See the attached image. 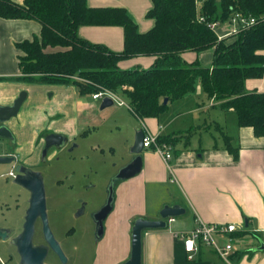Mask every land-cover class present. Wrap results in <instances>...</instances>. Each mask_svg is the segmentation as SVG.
I'll list each match as a JSON object with an SVG mask.
<instances>
[{"label":"crops","instance_id":"1","mask_svg":"<svg viewBox=\"0 0 264 264\" xmlns=\"http://www.w3.org/2000/svg\"><path fill=\"white\" fill-rule=\"evenodd\" d=\"M197 1V9L200 10L203 1ZM86 5L95 9L125 10L141 34L155 25L154 19L146 17V13L153 8L151 0H86ZM223 24L222 28L219 26L216 29L217 36H225L231 30L227 23ZM40 31L41 25L31 19L0 18V105H11L22 89L17 81L22 52L16 44L40 37ZM77 35L82 40L101 44L114 53L124 49V33L120 26L85 25L77 29ZM46 51L56 49L48 48ZM213 52V49L201 53L189 51L183 53L181 58L188 64L197 61L202 67H211ZM154 63L153 56H138L121 60L118 66L122 70H145ZM45 85L36 84L33 88L43 90ZM51 86L56 94L53 99H47L40 92H31L20 115L6 123L23 147L21 154L24 157L33 151L35 138L44 129L65 133L71 139H75L83 130L80 118L85 108L77 97V88L62 84ZM244 88L248 92L264 94V75L260 79L249 78L244 82ZM195 89L200 97H194L191 93L180 99V105L177 104L176 110L170 111L165 118L142 121L152 134L189 133V138L181 137L174 145L177 153L169 161L172 166L168 179L165 172L167 164L160 155L153 150L142 152L143 171L136 178L120 183L117 189L116 211L107 223L106 243L113 241L111 232L118 229L121 239H125L129 247L131 223L137 216L148 220L158 219V213L165 204L180 205L186 209L185 215L169 222L165 230L143 233L142 264H264V250L256 249L264 244V137H256L252 128L239 127L233 113H229L228 122L219 120L215 114L204 115L207 106L215 107L220 103L208 98L207 105L204 104L199 81ZM217 127L231 137V146L237 148L236 160L224 147L223 138L217 137ZM149 192L155 199L152 204L155 206L150 208ZM199 221L243 225L241 231L232 234L234 253L229 263L204 248L199 249L194 260L187 259L182 239L176 235L191 231ZM240 247L246 251H239ZM98 249L95 264H115L118 261L109 262L110 259L107 260Z\"/></svg>","mask_w":264,"mask_h":264},{"label":"trees","instance_id":"2","mask_svg":"<svg viewBox=\"0 0 264 264\" xmlns=\"http://www.w3.org/2000/svg\"><path fill=\"white\" fill-rule=\"evenodd\" d=\"M202 1L198 11L197 0H151L153 8L146 17L154 19L155 25L144 34L125 10L90 8L86 0H0V18L31 19L41 25L40 37L16 44L22 52L17 79L74 85L81 96L107 89L124 98L140 121L160 118L168 104L189 96L199 81L207 98L235 113L239 127L252 128L256 137H264V94L244 88L249 78L264 75V0ZM236 12L257 23L218 39L208 23H226ZM85 25L122 27L123 51L114 53L79 38L77 29ZM209 49L214 50L211 67L197 61L188 64L181 58L189 51ZM138 56H153L155 63L145 70L119 68V61ZM217 128L224 147L236 160L231 137ZM181 137L187 139L189 133L160 135L158 142L174 147Z\"/></svg>","mask_w":264,"mask_h":264},{"label":"flooded vegetation","instance_id":"3","mask_svg":"<svg viewBox=\"0 0 264 264\" xmlns=\"http://www.w3.org/2000/svg\"><path fill=\"white\" fill-rule=\"evenodd\" d=\"M10 120L3 123L0 122V125H6ZM6 126L12 134V140H0V157H8L12 161L8 164L0 165V167L2 165L8 166L9 169L7 173L0 174V182H3V185L0 187V192H2V195H0V264H21L19 249H23L24 243H26L22 233L25 229L27 210L31 205V192L22 184L23 182L31 186L42 184L43 187V195L45 198L44 216L43 212L39 210L38 215L33 219V233L29 240L32 248L36 247L40 253L44 254L45 258L43 263L47 264L46 261L52 257L57 261V264H69L72 261L77 263L79 261L80 264H95L97 248L94 249L93 256L91 257L89 255L91 253V247L87 244L84 246L83 243H78L77 245H72L71 249L68 250H71L72 253L68 255L64 249V242L73 241L77 237L85 241L91 238L96 245L104 241L108 232V220L116 211L117 189L120 186L117 183L120 181L114 178L119 170L110 180L106 190V199L95 209L90 210V200L76 195V192L80 189L82 190V188L68 182L74 175H66L64 178L56 177L51 187L54 191L50 195L49 191L51 188L49 189L48 180L53 170V162H74V149L79 147V145L75 139L69 138L65 133H57L51 129H44V131H41L36 136V140L33 143V151L30 152V155L24 157L21 154L23 147H21L13 131L8 125ZM50 134L62 136L59 140H56V144L59 142L58 144L60 145H52L46 148L45 138ZM131 145L132 143L129 145V148ZM133 156L131 154L125 164ZM3 178L5 181L2 180ZM7 178L10 179L8 180ZM86 189L88 187H85L82 191L80 190V192H85ZM110 192L113 198L111 209L106 217L101 220V226L98 224V220H100L99 215L96 216V214L106 205V202L110 198ZM51 199L54 201L53 206L50 203ZM52 217H55V221L64 227L63 235H58L53 230V227H51L50 221ZM138 217L141 216H137L136 218ZM83 218H88L89 222L84 224L80 223V219ZM134 220L131 223V228ZM89 225L92 226H90L91 231L87 228ZM99 234H101V237L96 238ZM51 242H53L58 251L64 256V262L54 250ZM124 254L125 256H122L120 260L118 259L115 264H123L129 259L130 253L128 247H126Z\"/></svg>","mask_w":264,"mask_h":264},{"label":"rangeland","instance_id":"4","mask_svg":"<svg viewBox=\"0 0 264 264\" xmlns=\"http://www.w3.org/2000/svg\"><path fill=\"white\" fill-rule=\"evenodd\" d=\"M221 26H224V24H220V27ZM17 81L21 84L22 87L18 95L24 92L27 95V98L20 107L19 113L13 119L20 115L22 107L31 97V92H40L49 100L53 99L56 96V94H54L53 90L51 89L53 86L49 84L45 85L46 87H44L42 90L39 88L34 89L33 85L36 86V84L30 82L27 83L21 79H18ZM194 90L195 91L192 93V96L198 97L199 95L197 93V89ZM201 95L204 98V104L207 105V96L203 93V91H201ZM77 97L79 98L81 103H83L85 110L80 118L84 125L83 130L80 134L74 137L76 143L79 145V147L74 149L73 156L75 161H60V163L53 162V170L52 173H50L51 175H49L50 179L48 180V184L50 189L53 186V180H55L56 177L64 178V176L66 175H74V177L68 182H71L70 184L80 186L82 190H84L85 187H88L85 192H80V189L78 192H76V195L90 200L91 210L97 208L106 199V190L110 183V180L118 172L119 168L124 166V164L129 160V157L131 156L129 145L133 143L135 131L140 130L143 127V123L142 121L138 120L133 115V113H131L129 107L119 106L118 104L114 103L111 107L101 110L100 105L102 101H94L92 99V94H87L85 96H81L80 94H78ZM122 99L125 100L124 98ZM179 103H181V101L177 100L176 102H171L170 104H168V111L161 115V119L165 118L170 111L176 110L177 104ZM199 104L202 106L201 103ZM229 113L235 114L230 109H222L217 104L215 107H212L211 105L207 106L205 111L203 112L204 115L210 114L211 116L215 114L216 118H218L219 120L222 119L224 122L230 121L231 114ZM213 133H215V131H213ZM218 136L222 137L221 133H218L217 137ZM148 150H144L143 153L148 152ZM176 153L177 151L173 147L172 155H175ZM168 164L170 166H168ZM171 166L172 165L168 162L167 168L165 167L167 179L171 177ZM8 170V166L2 165L0 167V174L7 173ZM139 174H137L136 176H138ZM136 176H134V178H136ZM7 179L9 180L10 178ZM2 180L5 181L4 178ZM124 181L128 180H120L117 185L123 183ZM2 185L3 182H0V187ZM12 190L14 189L12 188ZM52 191H54L53 188H51L49 191L50 195H52ZM163 193L167 195L165 191H163ZM148 194V208L154 207L155 205H152L155 202L154 195L151 194V192H149ZM0 195H2V192H0ZM53 202V199H51V206H53ZM14 221L17 222L16 219H14ZM79 222L84 224L88 223L89 220L88 218H83L80 219ZM50 224L51 227H53L55 233H57L58 235H63L64 227L60 226V224L55 221V217L51 218ZM90 226L91 225H89V227L87 228H89L91 231L92 226ZM111 234L113 235V241L111 243H106V236L104 239L105 242L103 241L104 243L102 242L103 244L101 246H99V244L96 245L94 241L91 240V238L90 240L87 239V241H85L82 239L80 240V238L77 237L73 241L64 242L65 252H67L68 255H71L72 251L68 250L71 249L72 245L83 243L84 246H86L85 244H87L91 247V253L89 254L91 255V257L93 256L94 249L98 247L101 250L102 254L106 256V259H110L109 262H114L113 260L118 259L120 260L122 256H125L124 253L127 247L126 240L123 238L121 239V234L118 233V229L114 230V233L111 232ZM89 237L91 236L89 235ZM130 247L131 239L129 241L128 247L129 253ZM239 251L246 250L243 247H240ZM46 263L57 264V261L54 258L50 257L46 261ZM69 264L80 263L79 261L78 263L72 261Z\"/></svg>","mask_w":264,"mask_h":264},{"label":"water","instance_id":"5","mask_svg":"<svg viewBox=\"0 0 264 264\" xmlns=\"http://www.w3.org/2000/svg\"><path fill=\"white\" fill-rule=\"evenodd\" d=\"M27 95L22 92L18 95L16 99H14V102L11 105L8 106H2L0 105V122H6L10 120L11 118L15 117V115L18 114L20 111V107L26 100ZM167 102V99H164L163 103L165 104ZM113 101L105 97L100 105V109H105L108 107H111L113 105ZM61 135L56 134H50L48 135L46 139V148L52 145H60L56 140H59L61 138ZM143 132L142 130H136L134 133V139L133 143L129 149L130 153L133 156V158L125 164V166L121 167L119 169L118 174L115 176V180H129L131 178H134L137 174H139L143 169V158H142V142H143ZM1 139H11L12 140V134L10 130L7 128L6 125L1 124L0 125V140ZM12 161V159L8 157L1 156L0 157V165L1 164H8ZM26 188H28L31 192V205L29 209L27 210V217L26 222L24 225V231L22 233L23 239L26 243H24L23 249L20 250V257H21V264H44L43 260L45 258L43 253H40L36 247L32 248L30 245V237L33 233V219L38 215L39 210L43 212L44 216V192L42 184H39L38 186L30 185L28 183H22ZM113 201L111 192H110V198L106 202V205L99 211L96 216L100 218L98 220V224L101 225V220L106 217V215L109 213L111 209V203ZM186 214V209L184 207H181L180 205H168L165 204L162 209L158 213V219H146L143 217H138L133 222V226L131 229L130 239H131V247H130V257L129 259L123 263V264H142V242H143V233L148 232L151 230H165L167 228L168 223L167 219L173 218H180V216H183ZM102 226V225H101ZM101 237V234H99L96 238ZM54 250L57 252L58 256L61 257V260L64 262L65 258L62 256V254L58 251L56 246L51 242ZM259 251L264 250V244H260L258 248Z\"/></svg>","mask_w":264,"mask_h":264},{"label":"built area","instance_id":"6","mask_svg":"<svg viewBox=\"0 0 264 264\" xmlns=\"http://www.w3.org/2000/svg\"><path fill=\"white\" fill-rule=\"evenodd\" d=\"M204 18H199L202 22ZM230 26V31L225 36H218V39H224V37H231L236 35L241 30L246 29L257 23V20L253 17H244L240 13H233L230 20L226 22ZM220 26L219 22L208 23L210 30L216 33V29ZM105 97L110 98L113 103L119 106L129 107L127 102L121 98L119 94H115L107 89H100L92 94L94 101L103 100ZM144 138L142 142V150H153L160 155L162 160L167 164L173 152V146L169 143L158 142L159 134H152L148 128L143 124L141 128ZM173 218L167 219V223L173 221ZM243 229V225L235 224H216L200 222L194 229L188 232H180L176 237L182 239L183 251L186 253V257L189 261L194 260V257L199 253V249L204 248L215 252L223 262L229 263L230 257L233 255V242L234 233H237Z\"/></svg>","mask_w":264,"mask_h":264}]
</instances>
